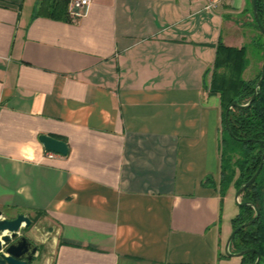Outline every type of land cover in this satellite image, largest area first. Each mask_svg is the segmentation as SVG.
<instances>
[{"label":"crops","instance_id":"0c3cea01","mask_svg":"<svg viewBox=\"0 0 264 264\" xmlns=\"http://www.w3.org/2000/svg\"><path fill=\"white\" fill-rule=\"evenodd\" d=\"M250 2L91 0L67 21L52 0H0V210L31 221L42 264H240L205 78L220 39L243 46Z\"/></svg>","mask_w":264,"mask_h":264},{"label":"trees","instance_id":"16d2710c","mask_svg":"<svg viewBox=\"0 0 264 264\" xmlns=\"http://www.w3.org/2000/svg\"><path fill=\"white\" fill-rule=\"evenodd\" d=\"M68 4L69 0H52L50 11H46L47 15L68 21ZM256 11L259 23L254 18L251 0V25L258 32V35L252 37V43L261 55L262 65L264 35L260 27L264 29V0H256ZM249 65L246 46H228L220 39L215 45L212 68L206 72L205 88L209 94L218 96L222 112L218 185L221 197L231 186L238 190L248 182L257 171L264 154V79L257 88L261 66L253 77L245 78L244 73ZM255 93L256 96L248 107L229 109L233 101L246 105ZM240 202L253 204L258 210V217L254 223L235 234L230 251L236 253L254 249L260 254L258 264H264V161L257 178L240 194ZM255 216L252 206H239L238 214L232 219V230ZM256 259V253L248 252L240 257V264H254Z\"/></svg>","mask_w":264,"mask_h":264},{"label":"water","instance_id":"95a60500","mask_svg":"<svg viewBox=\"0 0 264 264\" xmlns=\"http://www.w3.org/2000/svg\"><path fill=\"white\" fill-rule=\"evenodd\" d=\"M252 11L254 18L257 23L258 15L256 11V0H252ZM261 33L264 35V29L260 27ZM264 79V60L261 65V76L256 84V87L259 88L261 85L262 80ZM256 93L252 96L251 100L246 105H239L237 101H233L230 105L229 109L232 107H248L252 101L254 100ZM226 112V120H227ZM39 141L43 145L44 149L48 152H52L59 155H67L68 147L65 142L54 139L47 135L39 136ZM264 161V154L261 158V163L252 176V178L244 183L238 190H236L234 201L237 206H252L255 209L256 216L254 219L250 220L249 222L242 224L241 226L234 229L229 237L227 238L224 246V253L227 256L237 257L240 258L248 252H254L257 255V259L254 264H258L260 261V254L254 250H244L236 253L230 252V244L232 239L234 238L235 234L240 231L241 229L245 228L248 225L254 223L255 219L258 217V210L256 207L251 203H241L240 202V194L249 186L251 185L254 180L257 178ZM31 224V221L24 215H17L15 218L7 219L3 217V213L0 210V264H30L33 260L36 252L37 246L33 244L25 235L21 234V230L23 227L27 228Z\"/></svg>","mask_w":264,"mask_h":264},{"label":"rangeland","instance_id":"374dc122","mask_svg":"<svg viewBox=\"0 0 264 264\" xmlns=\"http://www.w3.org/2000/svg\"><path fill=\"white\" fill-rule=\"evenodd\" d=\"M248 11H249L250 15L252 16L251 2H250V7H249ZM241 18H242L241 14L232 15L233 20H237V19L240 20ZM252 20H253V17H252ZM244 23L247 24L248 22H244ZM251 23H252V21L249 22L250 26H252ZM250 26H239L236 29H234V31H233V34L235 36L234 41L236 43H239V44L243 43L241 45L246 46V48H247L248 60H249V63L251 66L249 65V70L246 72L245 78L253 77L254 74L258 71L259 67L261 66V63H260L261 55L258 52V50L254 47V45L252 43V37L250 34V32H252V34L255 33V35H253V37H254V36L258 35V32L253 26L252 27L254 30L253 29L250 30ZM224 34H225V30H224ZM239 41H241V42H239ZM239 44H237V45H239ZM42 256H43V253L40 256L34 257L33 260L30 262V264H42V260H43Z\"/></svg>","mask_w":264,"mask_h":264},{"label":"built area","instance_id":"2783aa9c","mask_svg":"<svg viewBox=\"0 0 264 264\" xmlns=\"http://www.w3.org/2000/svg\"><path fill=\"white\" fill-rule=\"evenodd\" d=\"M230 1L231 0H206V9H213L217 4H224ZM90 3L91 0H69V16L71 19H77L84 16Z\"/></svg>","mask_w":264,"mask_h":264}]
</instances>
